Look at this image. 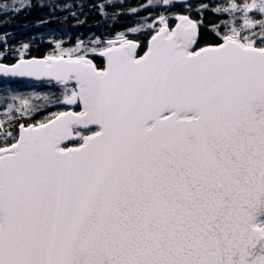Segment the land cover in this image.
<instances>
[{"label": "snow or ice", "instance_id": "1", "mask_svg": "<svg viewBox=\"0 0 264 264\" xmlns=\"http://www.w3.org/2000/svg\"><path fill=\"white\" fill-rule=\"evenodd\" d=\"M94 7L136 19L41 57L0 32V77L57 90L0 114V264H264V0Z\"/></svg>", "mask_w": 264, "mask_h": 264}, {"label": "trees", "instance_id": "2", "mask_svg": "<svg viewBox=\"0 0 264 264\" xmlns=\"http://www.w3.org/2000/svg\"><path fill=\"white\" fill-rule=\"evenodd\" d=\"M32 2L33 7L30 11L14 17H0V24H3L0 32L11 34L9 42L15 48H20L21 43H28L31 46V57H41L50 52L51 41H63L65 46L72 47L77 38L90 39L93 34L107 36L125 30L136 19L131 16H120L113 23L110 14L109 19L105 21L94 7L98 0H32ZM140 2L142 0H129L131 6H136ZM40 3L45 6L40 7ZM65 3L83 4V10L78 7L64 9L62 5ZM71 11H77L78 17L86 19V23L78 24L77 19L70 15ZM140 15L144 16L146 13L142 12ZM5 21L7 22L4 23ZM14 59L15 57L11 60Z\"/></svg>", "mask_w": 264, "mask_h": 264}, {"label": "rangeland", "instance_id": "3", "mask_svg": "<svg viewBox=\"0 0 264 264\" xmlns=\"http://www.w3.org/2000/svg\"><path fill=\"white\" fill-rule=\"evenodd\" d=\"M8 63L13 62L7 61ZM55 88H52L42 82H27V83H9L0 81V114L5 110L6 103L9 102L6 98L11 95H48L56 92ZM40 103V101H34ZM59 110L55 106L44 109L43 113L38 114L39 118H43L44 114L52 111Z\"/></svg>", "mask_w": 264, "mask_h": 264}, {"label": "water", "instance_id": "4", "mask_svg": "<svg viewBox=\"0 0 264 264\" xmlns=\"http://www.w3.org/2000/svg\"><path fill=\"white\" fill-rule=\"evenodd\" d=\"M0 80L1 81H8V82H16V83H19V82H38V81H35L31 78H3V77H0Z\"/></svg>", "mask_w": 264, "mask_h": 264}]
</instances>
